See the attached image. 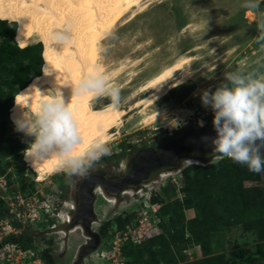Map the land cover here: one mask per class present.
Returning a JSON list of instances; mask_svg holds the SVG:
<instances>
[{
    "label": "rangeland",
    "instance_id": "rangeland-1",
    "mask_svg": "<svg viewBox=\"0 0 264 264\" xmlns=\"http://www.w3.org/2000/svg\"><path fill=\"white\" fill-rule=\"evenodd\" d=\"M144 3L145 10L132 19L125 17L117 22L101 41V56L106 59L111 81L120 88L119 107L127 113L109 141L112 154L103 157L93 169L104 167L113 172L121 169V164L127 161L125 156L111 158L130 152L125 151L128 143L138 150L146 146L157 148L170 135L197 126L198 121L212 122L213 113L202 106L200 91L214 90L226 71L255 67L253 62L264 56L253 43L257 28L253 14L241 6L244 0H145ZM261 10L264 11V3ZM39 41L34 39L35 43ZM182 55L189 57L187 64L169 73L157 86L139 91L151 72L161 71ZM167 88V94L147 104L150 97H157L161 89ZM147 95L150 96L145 99ZM140 97L145 101L134 106ZM94 103L101 106L109 101L102 98ZM4 105H8L6 99ZM172 119H177L180 126L173 128L169 123ZM31 140L32 137L17 133L13 127L0 124V206L8 209L0 215V223L14 224L15 231L11 234H18L23 226L32 232L29 248L6 240L0 254L5 264H71L79 245L88 240L71 219L77 187L70 188L63 173L39 179L36 168L24 155L25 148L16 155H7V141L28 147ZM211 159L184 158L179 168L160 173L153 182L140 184V191L123 190L117 196H109L101 187L95 188L92 227L101 241L81 264H196L205 255L192 240L186 221L203 210L213 221L221 222L229 216L222 203H215L216 198L228 197L224 193L228 189L226 181L232 183L231 196L243 208L242 221L211 233L209 255L223 254L228 263L247 258L250 264H264V239H259L261 229L257 228V211L253 210L255 206L264 209V204L261 205L264 199L256 197L264 194V173H257L259 177L255 179L257 174L252 172L250 179H244L242 167L238 168L231 159L224 158L219 164H212ZM246 169L244 166L243 170ZM192 197H196L192 205H185V198ZM237 210L241 211L238 204ZM130 214L133 217L128 219ZM160 233L168 238L165 240L168 246L165 258L155 255V263L148 257L145 246L147 236ZM134 246H140L143 252L131 254Z\"/></svg>",
    "mask_w": 264,
    "mask_h": 264
},
{
    "label": "clouds",
    "instance_id": "clouds-1",
    "mask_svg": "<svg viewBox=\"0 0 264 264\" xmlns=\"http://www.w3.org/2000/svg\"><path fill=\"white\" fill-rule=\"evenodd\" d=\"M261 3L264 0H244L241 6L253 14L257 28L253 43L260 53H264ZM69 38L67 33L56 36V40L64 43ZM253 64L255 67L242 66L226 71L214 90L200 91L202 106L213 113L212 124L216 132L214 137L201 139L212 147V164L228 158L251 172L261 173L264 172V56L258 57ZM69 86L71 96L67 101L59 89L50 90L51 94H41L34 109L30 103L21 105L16 100L25 110L21 118H14V124L16 131L32 137L24 155L32 159L33 166L55 159L52 172L63 173L65 183L75 189L79 180L88 177L90 170L103 157L110 156L112 150L107 137L84 138L73 97L89 95L93 100L107 99L113 108L121 104L122 98L119 86L95 68ZM169 123L173 128L180 126L177 119ZM198 125L203 127L204 121H198ZM121 168H124L123 163Z\"/></svg>",
    "mask_w": 264,
    "mask_h": 264
},
{
    "label": "bare ground",
    "instance_id": "bare-ground-1",
    "mask_svg": "<svg viewBox=\"0 0 264 264\" xmlns=\"http://www.w3.org/2000/svg\"><path fill=\"white\" fill-rule=\"evenodd\" d=\"M144 2L145 0H0V16L22 21L20 33L25 45L34 42L35 38L46 41L47 70L31 79L20 92L17 102L21 105L32 103L36 107L41 94H51L50 90L53 89H59L67 101L71 96L69 85L94 68L111 77L106 59L101 56V41L109 35L117 22L125 17L132 19L145 10L147 4ZM65 33L70 35L65 43L56 40L57 35L63 36ZM188 60L189 57L182 55L161 71L151 72L139 91L157 86L165 76L187 64ZM119 69L120 67L117 70ZM167 90L169 89H161L155 98L147 95V104H153L156 99L167 94ZM73 100L80 129L86 140L98 135L107 137L110 141L122 117L127 113L121 107L113 108L108 103L99 106L89 95L73 97ZM143 100L144 97H140L134 106L141 104ZM17 102L12 115L21 118L25 109ZM28 159L33 165L32 159ZM55 163V159H50L38 164L35 168L39 179L54 174L52 169ZM130 191L126 189L124 192Z\"/></svg>",
    "mask_w": 264,
    "mask_h": 264
},
{
    "label": "trees",
    "instance_id": "trees-1",
    "mask_svg": "<svg viewBox=\"0 0 264 264\" xmlns=\"http://www.w3.org/2000/svg\"><path fill=\"white\" fill-rule=\"evenodd\" d=\"M21 21L14 19L10 20L6 17L0 16V124H6L9 127L15 129L14 116L12 115V106L16 103L18 92H20L27 87L31 81L29 74L41 75L46 72V41H39L34 44L25 45L21 38ZM5 99L8 101V105H4ZM19 99V98H18ZM18 101V100H17ZM16 131V130H15ZM17 133L23 134L22 132ZM24 135V134H23ZM174 136L170 135L168 138ZM7 155H16L20 152L22 148H27L20 146L19 144H13L11 141L5 143ZM125 146V145H124ZM125 148H130V152L114 154L111 160H115L117 157L125 156L136 151L134 144L128 143ZM26 159V158H25ZM237 164V163H236ZM237 167L241 169V174L244 179H250L251 171L244 169V166L237 164ZM1 171V170H0ZM240 172V171H239ZM231 170L230 174H233ZM57 173H55L56 175ZM257 174V173H256ZM64 175V174H63ZM65 177V176H63ZM257 174L255 179H258ZM228 189L224 191L228 194L226 198H216L215 203H222L223 209L226 216L221 222L213 221L209 219V216L205 210L197 216L189 218L186 221L187 230L191 234L192 240L198 244L205 255L201 260L197 261L196 264H250V260L247 258H240L234 262L228 263L223 254L209 255L210 254V236L215 230H218L221 226H230L242 221L243 208L238 203V199L231 196L232 183L226 181ZM231 185V186H229ZM242 192H244L242 190ZM237 195V194H235ZM230 196V197H229ZM257 198L264 199V194L260 193L256 196ZM196 197L185 198V205H192ZM237 204L239 205L241 211L237 210ZM264 204L261 203V205ZM190 207V206H189ZM254 211L256 213V220L259 221L257 228L261 229L259 232V239H264V209L261 206H255ZM8 212L6 207L0 206V215L3 216ZM201 215V216H200ZM133 214L128 216L131 219ZM230 218H235V220H230ZM72 219V218H71ZM201 221V222H200ZM256 221V222H257ZM160 223V222H159ZM28 226H25L21 233L10 234L5 237V240L20 242L21 246L26 249L31 246L30 236L31 231ZM173 233L168 234L171 238ZM168 239L165 234H155L146 240V251L150 260H154L157 263V258L155 255H159L165 258L164 250L168 246L165 240ZM133 251V252H132ZM131 254L142 253L143 250L140 246H134L131 250ZM147 264V263H146Z\"/></svg>",
    "mask_w": 264,
    "mask_h": 264
},
{
    "label": "water",
    "instance_id": "water-1",
    "mask_svg": "<svg viewBox=\"0 0 264 264\" xmlns=\"http://www.w3.org/2000/svg\"><path fill=\"white\" fill-rule=\"evenodd\" d=\"M215 135L212 122L205 123L203 127L190 126L166 140L160 147L146 146L137 150L116 176L106 177L103 169L96 168L90 171L88 177L79 180L72 220L80 226L88 240L79 245L71 264H81L101 241L100 234L92 227L95 221L96 187H101L109 196H117L123 190L137 189L140 184L153 180L161 172L179 168L184 158L209 159L213 156L212 147L201 138Z\"/></svg>",
    "mask_w": 264,
    "mask_h": 264
},
{
    "label": "built area",
    "instance_id": "built-area-1",
    "mask_svg": "<svg viewBox=\"0 0 264 264\" xmlns=\"http://www.w3.org/2000/svg\"><path fill=\"white\" fill-rule=\"evenodd\" d=\"M204 124H205V122H204ZM262 173H264V172H262ZM264 179V178H263ZM152 182H153V180H151ZM143 184H145V183H143ZM127 190H131L130 191V193H132V192H134V191H140L141 190V188L139 187V188H137V189H127ZM147 197H148V194L146 195ZM14 224L12 223V222H9V223H6L5 224V226H3V224L2 223H0V243H1V239L4 237V236H6V235H10L13 231H15V229H14ZM7 228V230H5ZM9 234H8V233ZM2 233H4V235L2 236ZM16 233V232H15ZM147 237H150V235L149 236H147ZM11 254H8V256H10ZM2 257H3V255L2 254H0V264H5V262H3V259H2Z\"/></svg>",
    "mask_w": 264,
    "mask_h": 264
},
{
    "label": "flooded vegetation",
    "instance_id": "flooded-vegetation-1",
    "mask_svg": "<svg viewBox=\"0 0 264 264\" xmlns=\"http://www.w3.org/2000/svg\"><path fill=\"white\" fill-rule=\"evenodd\" d=\"M138 149L136 148V151H137ZM125 151H130V148H125ZM136 151L135 152H133V153H130V154H126L125 155V158L127 159V161L129 160V159H131L132 158V156L136 153ZM97 168H101V169H103L104 171H105V176L106 177H113V176H116V175H118V173L121 171V169H118V170H116V171H111V170H108V169H106V168H104V167H97ZM94 169H96V168H94ZM93 170V169H92ZM91 171V170H90ZM25 226H23V228H24ZM22 228V227H21ZM22 228V229H23ZM22 229L20 230V231H18L17 233L19 234V233H21V231H22ZM5 243V241L4 240H1V243H0V247L2 246V244H4Z\"/></svg>",
    "mask_w": 264,
    "mask_h": 264
}]
</instances>
